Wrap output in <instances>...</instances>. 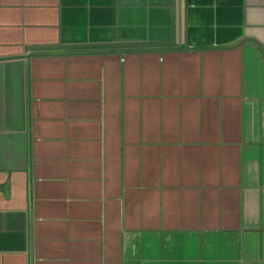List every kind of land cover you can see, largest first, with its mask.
<instances>
[{"label": "crops", "instance_id": "0c3cea01", "mask_svg": "<svg viewBox=\"0 0 264 264\" xmlns=\"http://www.w3.org/2000/svg\"><path fill=\"white\" fill-rule=\"evenodd\" d=\"M0 264H264V0H0Z\"/></svg>", "mask_w": 264, "mask_h": 264}]
</instances>
